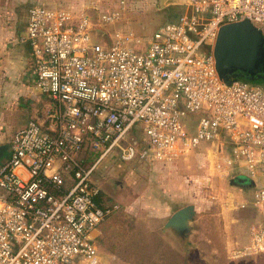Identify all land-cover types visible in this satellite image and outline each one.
Wrapping results in <instances>:
<instances>
[{
    "label": "built area",
    "instance_id": "obj_1",
    "mask_svg": "<svg viewBox=\"0 0 264 264\" xmlns=\"http://www.w3.org/2000/svg\"><path fill=\"white\" fill-rule=\"evenodd\" d=\"M187 3L190 12L147 40L107 30L123 20L125 0L95 14L29 10L24 41L52 105L12 135L0 163V264H100L93 233L120 210L102 201L100 166L169 164L202 144L217 146L221 178L256 184L260 221L233 257L264 253V87L227 84L214 55L223 26L248 20L264 34V0ZM192 116L194 131L185 125Z\"/></svg>",
    "mask_w": 264,
    "mask_h": 264
},
{
    "label": "crops",
    "instance_id": "obj_2",
    "mask_svg": "<svg viewBox=\"0 0 264 264\" xmlns=\"http://www.w3.org/2000/svg\"><path fill=\"white\" fill-rule=\"evenodd\" d=\"M42 2L43 0H0V115L27 108L29 119L20 125L22 128L35 117V109L42 108L45 103L44 96L35 85L30 45L24 41L29 10ZM187 2L188 0H130L123 16L128 21H137L132 24L135 30L131 25L128 26L134 31L140 27H149L158 19L167 20L165 25L178 21L180 16L190 12ZM86 4L89 6L84 9ZM97 5V1L88 0L85 4H76L74 10L95 14V10H102ZM160 24L155 25L157 28L151 36L163 26ZM134 182L133 179L132 184L124 183L119 186V190L111 191L113 194L109 196L116 202L106 201L107 204L120 205V210L110 215L93 233L100 264H239L233 253L250 244L253 225L246 237L241 236L240 226L235 224L237 219L217 228L206 220L205 210L197 204L185 202L183 198H173L175 200L170 203L167 200L170 193L166 199L168 190H159L155 199L152 190ZM145 186L148 185L145 183ZM189 205H194L196 211L192 232L180 236L173 230L166 229L173 214ZM250 205L256 212L252 203ZM259 221L258 218L256 223Z\"/></svg>",
    "mask_w": 264,
    "mask_h": 264
},
{
    "label": "rangeland",
    "instance_id": "obj_3",
    "mask_svg": "<svg viewBox=\"0 0 264 264\" xmlns=\"http://www.w3.org/2000/svg\"><path fill=\"white\" fill-rule=\"evenodd\" d=\"M87 1L88 0H77V2L74 0H43L40 5L56 8L65 7V9L67 8L75 11L74 7L76 8V4L80 2L85 4ZM96 1L98 7L102 9L111 7L110 9H112V7H118L121 0H93V2ZM106 1L108 3H106ZM125 1L127 5L130 0ZM84 6L85 9L89 5L86 4ZM77 13L81 14L83 12L77 11ZM166 22L168 21L158 19L155 20V24L149 27H140L137 31H134L133 25L137 23V21H128V19L123 16V20L120 24L108 27L107 30L110 34H113L117 29L122 31H134L135 33L138 32L140 37L147 40L157 28L155 25L158 23L164 25ZM130 25L134 30L128 27ZM93 39L96 42H101L103 45H106L104 40L97 35H93ZM36 102L37 101H35V103ZM35 103L34 106H36ZM36 111L38 112L40 109H35L34 115L37 114ZM4 114V116L0 115V147L9 145L12 135L20 130L22 128L20 125L25 124L29 119L27 108L22 110L16 109L15 112H5ZM192 117L186 120L185 125L186 128L189 127L188 130L194 131L192 129H194L197 121L195 117ZM216 149V145L202 144L200 148L169 164L134 162L120 168L116 163L110 164L106 161L100 166L101 170L99 172L98 181L100 180L99 184L108 203H112V201L116 202L115 199L109 196L113 194L111 191L119 190V186H122L124 183L132 184L134 179V184H142L144 188L152 190L155 199H157L156 196L159 195V190H168L166 199L170 193V198L167 199L170 203L175 200L173 198L178 200H182L183 198L186 200L185 202L197 204L199 208L205 210L203 212H205L206 220L212 222L217 228H219V225H228L237 219L235 224L240 226L241 236L246 237L251 226L258 221V218L260 219L257 212L250 207L256 189L250 187L249 182L243 185L237 183V185L232 186L230 182L235 179L234 177L221 178L215 169L213 153ZM8 154L9 152H6L5 157H7ZM145 183L148 186H145ZM144 188H141V190ZM166 199L164 198V200ZM243 202L248 204L247 209L240 208ZM235 251L240 250L238 249ZM237 262L239 264H264V253L255 256L241 257L238 258ZM144 264H154V262H145Z\"/></svg>",
    "mask_w": 264,
    "mask_h": 264
},
{
    "label": "water",
    "instance_id": "obj_4",
    "mask_svg": "<svg viewBox=\"0 0 264 264\" xmlns=\"http://www.w3.org/2000/svg\"><path fill=\"white\" fill-rule=\"evenodd\" d=\"M214 55L218 73L227 84L238 81L237 78L264 81V34L250 21L223 26L218 34ZM8 151V145L0 147V163ZM95 178L99 179V176L95 174ZM247 182L255 188V182L245 176L237 177L230 183L235 186ZM195 214L194 205L186 206L175 212L165 227L180 236L189 235Z\"/></svg>",
    "mask_w": 264,
    "mask_h": 264
},
{
    "label": "trees",
    "instance_id": "obj_5",
    "mask_svg": "<svg viewBox=\"0 0 264 264\" xmlns=\"http://www.w3.org/2000/svg\"><path fill=\"white\" fill-rule=\"evenodd\" d=\"M237 80L245 81V82H248V83L253 84V85L263 86L264 87V81H260V80L258 81L257 79H241V78H237ZM44 97H45L44 106L42 108H38V109H40V111H38L37 114L35 115V118H33L34 121H40L41 119L45 118V116L49 112V109L51 108L52 101L47 96H44ZM87 156H88V159H87V164L88 165H91L97 159V156L92 152L91 149H88ZM101 198H102V201L103 200L108 201L103 194H102Z\"/></svg>",
    "mask_w": 264,
    "mask_h": 264
}]
</instances>
